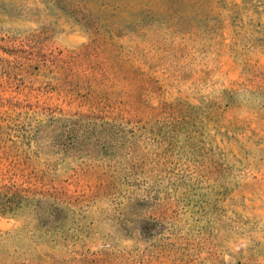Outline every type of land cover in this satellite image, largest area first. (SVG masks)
Returning a JSON list of instances; mask_svg holds the SVG:
<instances>
[{
    "label": "rangeland",
    "instance_id": "rangeland-1",
    "mask_svg": "<svg viewBox=\"0 0 264 264\" xmlns=\"http://www.w3.org/2000/svg\"><path fill=\"white\" fill-rule=\"evenodd\" d=\"M0 264H264V0H0Z\"/></svg>",
    "mask_w": 264,
    "mask_h": 264
}]
</instances>
